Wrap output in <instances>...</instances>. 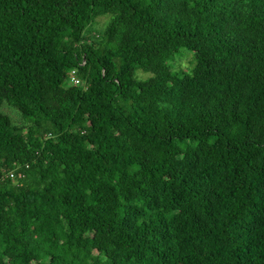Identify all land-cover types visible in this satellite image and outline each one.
I'll return each instance as SVG.
<instances>
[{"label": "trees", "instance_id": "16d2710c", "mask_svg": "<svg viewBox=\"0 0 264 264\" xmlns=\"http://www.w3.org/2000/svg\"><path fill=\"white\" fill-rule=\"evenodd\" d=\"M0 264H264V0H0Z\"/></svg>", "mask_w": 264, "mask_h": 264}, {"label": "rangeland", "instance_id": "374dc122", "mask_svg": "<svg viewBox=\"0 0 264 264\" xmlns=\"http://www.w3.org/2000/svg\"><path fill=\"white\" fill-rule=\"evenodd\" d=\"M105 19H106V15L96 16L93 24L100 26L101 24H103L105 22ZM192 56H193V52L191 50H188V49L182 47L176 53V55L173 56L172 60H169L168 63L170 64V62H171V63L177 64L178 66L182 67L184 70H188L189 68L187 66L190 64L191 59L193 60ZM136 74L141 76V75L147 74V72L138 70V71H136ZM3 110L6 113H8L12 117V119H14V120L19 119V117L17 116L15 111H13L10 107L4 106Z\"/></svg>", "mask_w": 264, "mask_h": 264}, {"label": "built area", "instance_id": "2783aa9c", "mask_svg": "<svg viewBox=\"0 0 264 264\" xmlns=\"http://www.w3.org/2000/svg\"><path fill=\"white\" fill-rule=\"evenodd\" d=\"M68 79L71 84H77L79 82L78 77L75 75V70L70 69L68 72ZM7 174L11 175V171H9Z\"/></svg>", "mask_w": 264, "mask_h": 264}]
</instances>
